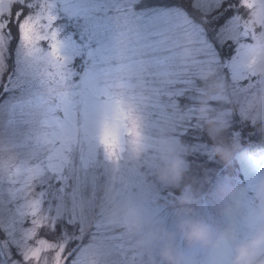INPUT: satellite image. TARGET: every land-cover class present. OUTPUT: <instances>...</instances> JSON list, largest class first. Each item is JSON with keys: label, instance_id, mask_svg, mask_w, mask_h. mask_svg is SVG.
Here are the masks:
<instances>
[{"label": "rangeland", "instance_id": "1", "mask_svg": "<svg viewBox=\"0 0 264 264\" xmlns=\"http://www.w3.org/2000/svg\"><path fill=\"white\" fill-rule=\"evenodd\" d=\"M76 2L62 0L60 7ZM116 2L121 10L110 11L104 17L91 44L92 60L86 63L79 56L73 60L78 75H83L86 68L91 69L93 63L97 72L115 69L105 82L101 76L98 83L108 112L97 125L96 143L100 149L95 163L85 170L77 160L67 173L73 211L83 216L85 222L81 234L74 238L79 240L88 227L95 229L81 254L83 264H94V258L99 264H103V258L119 260L120 264H163L160 243L146 242L150 233L174 234L178 248L198 257L200 264H208L207 249L188 250L176 234L178 200L182 194L191 195L197 215L223 225L228 222L223 215L227 202L218 197V188L230 183L237 189L240 201L234 217L238 233L241 238L251 235L247 216L255 204V187L264 178V75L256 74L257 68H264V56L253 64L250 74L243 67V58L235 44L229 57L209 56L198 62V39L188 20L193 13L186 16L182 7H172L170 25L160 35L145 37L140 19L156 11V7L140 8L141 0ZM10 3L11 0L5 8ZM249 3L251 8L242 14L245 18L231 27L246 26L249 33L255 32V45L264 53V0H249ZM58 23L63 35L79 36V31H74L75 21L61 16ZM64 51L70 55L69 48L65 47ZM157 52L169 54L150 55ZM154 64H166L169 70L142 72ZM33 111L26 96L10 94L0 102V189L3 191L9 190L7 181L18 174L20 167L16 146L10 141L27 140L29 147L36 146L38 120L32 124L22 122ZM209 118L220 129L223 125L239 127L232 128L228 140L227 137L217 140L218 134H210ZM203 130L212 142L203 139ZM258 130L263 135L261 143L252 136ZM219 140L225 143L238 140L244 147L226 164L212 152V146ZM161 142L181 157L184 170L191 164L202 166L196 185L181 186V179L176 184L159 180ZM86 148L87 142L79 145L80 151ZM105 149L115 156H105ZM133 215L143 225L135 234L129 227ZM23 237V233L18 234L15 243L28 253L31 245ZM110 249L115 250L111 256ZM230 260L231 254L225 264H230ZM41 264H53L51 254Z\"/></svg>", "mask_w": 264, "mask_h": 264}, {"label": "snow or ice", "instance_id": "2", "mask_svg": "<svg viewBox=\"0 0 264 264\" xmlns=\"http://www.w3.org/2000/svg\"><path fill=\"white\" fill-rule=\"evenodd\" d=\"M62 0H0V102L10 94L27 97V105L34 111L22 121L32 124L36 146L27 140L12 142L16 146L18 174L7 181L9 190L0 189V264H41L51 254L53 264H83L81 254L88 246L93 227L79 240L85 226L83 216L75 214L68 197L71 180L67 173L77 160L87 170L96 160V129L102 115L108 112L103 90L98 86L115 69L97 72L93 63L83 75L73 67V60L81 57L92 60L91 44L98 34L104 17L110 11L119 13L116 0H77L64 6ZM156 11L140 19L145 37L161 34L171 23L169 9L178 5L198 18L188 16L198 39L200 51L196 61L204 62L209 56L229 57L233 44L243 58V67L250 68L264 53L255 45L256 33L247 27H231L245 18L242 14L251 8L249 0H145ZM133 5V8H136ZM61 16L76 22L78 37L63 35L58 23ZM219 41H223L221 44ZM65 47L70 55L65 54ZM167 52L150 55H168ZM169 70L166 64H154L142 72ZM250 74V73H249ZM87 142L80 151L79 145ZM104 155L115 156L107 149ZM118 158V157H117ZM5 220L7 221L5 223ZM45 221H47L45 223ZM24 234L31 251L24 253L15 237ZM113 251L110 249L108 255ZM94 264H99L95 261ZM103 264H120L116 259L103 258Z\"/></svg>", "mask_w": 264, "mask_h": 264}, {"label": "clouds", "instance_id": "3", "mask_svg": "<svg viewBox=\"0 0 264 264\" xmlns=\"http://www.w3.org/2000/svg\"><path fill=\"white\" fill-rule=\"evenodd\" d=\"M256 74L264 75V68H257ZM207 123L210 134H219L221 129L215 126L211 118ZM243 147L238 140L227 143L219 140L212 146V152L227 164ZM160 148L158 178L165 184H176L183 176L184 162L166 143L161 142ZM237 195V189L230 183H223L218 188V197L227 202L223 207V215L228 222L223 225L215 219L197 215L192 207L194 200L191 195L182 194L179 197L176 234L188 250L207 249L208 264H225L229 254L230 264H264V178L253 192L255 204L247 216L251 232L248 238H241L234 223V217L240 209ZM129 227L135 234L142 230L143 225L133 215ZM146 242L160 243L159 255L163 264H200L198 257L189 256L177 247L174 234L150 233Z\"/></svg>", "mask_w": 264, "mask_h": 264}, {"label": "trees", "instance_id": "4", "mask_svg": "<svg viewBox=\"0 0 264 264\" xmlns=\"http://www.w3.org/2000/svg\"><path fill=\"white\" fill-rule=\"evenodd\" d=\"M179 2L190 3V0H179ZM177 6H179V3H178ZM150 7H155V6H149L145 2V0H141L140 8H150ZM189 12H191V11H189ZM191 13H193L194 16L198 18V15H199L198 13H195V12H191ZM0 91H1L0 93L2 94V90H0ZM222 106H226V105L223 104ZM238 127H239V125H233V126H230V127H225V125H223V127H221L222 130L219 132V134L217 135L216 139L217 140L218 139H225L227 137L226 140H228L229 136L232 134V131H233L232 128H234V129L236 128L237 129ZM261 134H262V132H260L258 130V132H254V135L252 133V136H254L255 140H257L259 143H261L262 142V136H263ZM203 139L212 142V140H210L207 137V132L204 131V130H203ZM204 161H205V158L203 157L202 164L204 163ZM201 171H203L202 166L195 167L192 164L190 166H188V168L184 170L183 176H182V178L180 180L181 181V186H187V185H189L191 183H193V185H196L199 182L198 177H199V174H200Z\"/></svg>", "mask_w": 264, "mask_h": 264}]
</instances>
